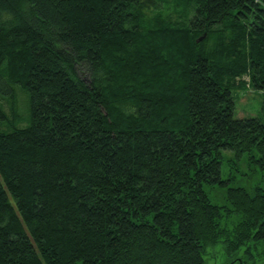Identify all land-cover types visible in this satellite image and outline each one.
Listing matches in <instances>:
<instances>
[{
  "label": "trees",
  "instance_id": "trees-1",
  "mask_svg": "<svg viewBox=\"0 0 264 264\" xmlns=\"http://www.w3.org/2000/svg\"><path fill=\"white\" fill-rule=\"evenodd\" d=\"M242 74L261 116L234 117ZM223 150L264 171V0H0V264L252 256L264 190L212 203Z\"/></svg>",
  "mask_w": 264,
  "mask_h": 264
},
{
  "label": "rangeland",
  "instance_id": "rangeland-1",
  "mask_svg": "<svg viewBox=\"0 0 264 264\" xmlns=\"http://www.w3.org/2000/svg\"><path fill=\"white\" fill-rule=\"evenodd\" d=\"M237 82H243L244 88H237L232 91L234 97V117H258L261 116L263 96L261 91L254 90L249 84V76L242 74L236 79ZM17 91V108L18 113L23 120L19 122V126H25L26 115L28 107L26 106L28 97L22 91L21 87L14 85ZM7 114L10 113V108L6 100L2 101ZM25 120V121H24ZM1 128H4L2 126ZM223 159L221 161V180L222 183L215 181L212 184L204 183V190L212 203L220 206H226V189L227 187H243L248 192L252 193L257 185L264 190V171L260 167L258 161H253L249 152H245L237 157L235 152L230 150H223ZM256 153H253V157ZM239 214L232 213L222 220L225 226H231L239 220ZM264 239H260L256 243V247L251 249L252 256L244 254V247L242 250L233 254H226L220 242L213 246L206 247L204 254L205 264H264Z\"/></svg>",
  "mask_w": 264,
  "mask_h": 264
},
{
  "label": "water",
  "instance_id": "water-1",
  "mask_svg": "<svg viewBox=\"0 0 264 264\" xmlns=\"http://www.w3.org/2000/svg\"><path fill=\"white\" fill-rule=\"evenodd\" d=\"M202 38H203V36H202V37H200V38H198V39H197V41H200Z\"/></svg>",
  "mask_w": 264,
  "mask_h": 264
}]
</instances>
